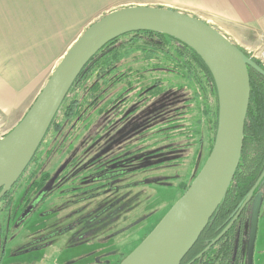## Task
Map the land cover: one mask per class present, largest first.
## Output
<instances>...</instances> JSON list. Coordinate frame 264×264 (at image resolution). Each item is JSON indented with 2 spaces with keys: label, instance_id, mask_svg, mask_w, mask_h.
<instances>
[{
  "label": "water",
  "instance_id": "water-1",
  "mask_svg": "<svg viewBox=\"0 0 264 264\" xmlns=\"http://www.w3.org/2000/svg\"><path fill=\"white\" fill-rule=\"evenodd\" d=\"M133 32L166 35L193 50L208 68L216 89L217 127L206 161L153 230L119 263L181 264L223 201L238 167L250 99L248 70L264 79V69L242 50L212 26L188 14L156 7H127L109 12L88 26L55 66L23 118L0 139V199L26 170L90 59L109 42ZM263 177L264 172L259 180ZM254 230L248 264L252 262Z\"/></svg>",
  "mask_w": 264,
  "mask_h": 264
},
{
  "label": "rangeland",
  "instance_id": "rangeland-1",
  "mask_svg": "<svg viewBox=\"0 0 264 264\" xmlns=\"http://www.w3.org/2000/svg\"><path fill=\"white\" fill-rule=\"evenodd\" d=\"M258 47V50L254 52L242 51L264 66V43L258 45ZM143 67L147 68L144 63L134 66L135 69ZM149 73L150 70L147 69L143 75ZM156 75H159V73ZM137 77L135 76L133 79L140 81L136 80ZM166 77L168 78L164 79ZM160 79L162 84L165 80L166 85L181 82L178 80V82H175L171 75L162 76ZM168 79L172 82L169 83ZM185 85L188 86V84ZM204 85L202 83L200 86L203 87ZM164 89L162 87L159 90L162 96L160 99H154V107L176 108L177 104H173L172 101H177L176 96L179 98V95L183 92L172 91L171 94H168ZM132 93L130 92V94ZM197 99L198 108H200L201 98L198 97ZM159 100L165 102V104L159 105ZM212 104L214 105V102ZM128 108L131 110L130 107ZM170 113L171 111L167 112L166 116ZM21 114L15 113L6 116L0 113V137L6 135L22 119ZM141 114V111H137L132 119L130 118L124 123L118 122L116 131H113L115 128L113 127L108 131V134L102 135L100 133L98 148H104L113 137L118 139L123 137L120 135L121 128L123 126L130 127L129 122L133 123L132 120ZM194 115L195 113L180 116L182 118L179 121H183L184 118L191 121ZM165 118L167 119L168 116ZM198 119L201 120V124L198 123L199 129L195 137H190V134L184 136L186 130L182 132L184 138H180L178 141V147L182 146L183 149L181 153L173 149L174 153L169 152L171 150L165 153V149L159 151L165 147V144H162L168 139L166 138L167 133L160 131L155 125L116 143L115 146L117 145L116 147L133 156V160H131L132 163L130 162V170L124 177L127 180H116L112 183V187L115 188L112 195L105 191L106 187L92 192L87 190L81 194H79L80 191L85 189L76 191L68 189L67 194H59L58 191L64 190V185H62L54 189V195L51 194L41 204L40 212L36 211V213L28 216L25 225L19 228L16 226L20 209L18 194L22 196V194L28 192L27 194L32 197L31 188L34 186L30 187L29 185L26 190L18 189V197L16 196L13 211L10 214L8 213L14 227L9 230L11 232L15 231V233L8 239V248L1 264H116L115 257L118 258L117 263H119L153 230L183 194L170 191V187L175 186L179 181L182 182L181 186H189L193 177L206 161L212 135L209 133L210 130L206 131V112H200ZM99 121L104 120L100 119ZM93 133L91 132V135ZM52 138L51 134L47 136L34 162L36 164L33 163V166H31V171H33L37 164H41L42 167L40 166L39 173L36 175L37 178L58 176L62 171L63 167L61 165L65 160L75 159L79 161L84 153H87V156L90 157L98 151L94 148L93 151L84 152L82 150L84 141L78 139L79 144H73L74 149L77 150L73 154V151L68 147L69 144L64 143L61 145L60 143L63 142L61 138L54 142ZM195 139L198 140L197 154L193 153L196 146L193 141ZM101 144L102 146H100ZM158 145L162 146L158 147ZM48 147L52 149L49 152L50 154L47 151ZM156 151L155 155L157 156H149L150 153ZM78 154L79 156H77ZM140 155L145 156V158L140 159ZM54 170L59 171L54 172ZM154 178L167 179L168 182L172 183V186L165 183V186H170L165 187L159 184L160 182L158 183L159 180H153ZM25 181L22 180L20 184H24ZM47 190L48 187L44 186L40 192ZM115 190L118 191L116 195ZM113 204H115L114 207H112ZM38 230L41 231V238L37 239L39 245L35 246L33 243L37 242L30 240L31 232H38ZM43 238L45 239L42 242L38 241ZM21 248H24L23 252H19Z\"/></svg>",
  "mask_w": 264,
  "mask_h": 264
},
{
  "label": "trees",
  "instance_id": "trees-1",
  "mask_svg": "<svg viewBox=\"0 0 264 264\" xmlns=\"http://www.w3.org/2000/svg\"><path fill=\"white\" fill-rule=\"evenodd\" d=\"M252 60L264 69L258 60L254 58ZM141 63H144L147 68H134ZM147 69L150 70V73L143 75ZM157 73L159 75H156ZM248 74L250 99L243 133V155L240 156L239 166L233 180L216 211L227 201L230 189L235 186V180L238 185L243 187L249 183V180L257 178L260 172L258 168L264 157V79L250 69ZM165 75H171L175 82L181 81L182 83L162 84L160 78ZM135 76H138L136 80L140 81H135L133 79ZM168 80L169 83L172 82L170 79ZM202 83L205 84L203 87L200 86ZM162 87L168 94H171L172 91L183 92V94L179 95V98L176 96L177 101H172H176L174 104H177L172 115H167V119L165 118L167 116L155 118L145 128L147 130L155 125L160 131L167 133L168 140L165 141L167 145L159 151L173 149L176 146L177 134L180 132L182 134L184 130L191 131L192 136H195L197 134L196 125L199 127L198 123L201 124L198 115L203 111L207 116L205 127L211 131L209 133L212 135L208 151L210 153L216 133L218 106L215 85L208 68L193 50L169 36L152 32H133L109 42L90 59L68 91L42 143L19 180H30V177L33 178L36 174H33L34 170L31 171V166L36 161L39 150L49 134L53 136V142L61 138L63 141L60 143L61 145L69 144L68 147L71 151L76 150L73 144H79L78 139L84 141L82 147L84 152L93 151L94 148L98 150L100 133L108 134V131L118 122L124 123L130 118L132 119L137 111L143 113L148 109L150 112L155 109L154 99L161 98L159 90ZM130 92L133 93L130 94ZM198 97L201 98L200 108L197 104ZM160 102L161 100H159ZM190 113H195L191 121H185V118L183 121H179L177 118ZM100 119L104 121L101 122ZM186 123L188 124L186 125ZM176 130L177 132H175ZM91 132L94 133L91 135ZM194 144H198V140H195ZM47 151L49 153L52 149L48 147ZM156 153L157 151L150 153L149 156ZM249 158H252L255 163L252 162V165H249ZM38 186L40 188L42 184ZM186 186H183V193L188 188ZM20 187L17 181L10 191L0 199V264L5 255L7 232L10 235L9 229L13 227L11 216L9 217L8 213L13 211ZM30 187H32L31 184ZM33 189L34 187H32ZM33 192L35 193V189ZM27 196L29 195L27 194ZM25 198L29 197L25 196ZM210 221L181 264H210L215 248L208 250L199 259L190 263L204 248L201 241L209 237L207 228ZM220 253L221 263L225 258L231 256L227 246Z\"/></svg>",
  "mask_w": 264,
  "mask_h": 264
},
{
  "label": "crops",
  "instance_id": "crops-1",
  "mask_svg": "<svg viewBox=\"0 0 264 264\" xmlns=\"http://www.w3.org/2000/svg\"><path fill=\"white\" fill-rule=\"evenodd\" d=\"M138 6L193 16L245 52L264 43V0H0V113L23 118L88 26L109 12Z\"/></svg>",
  "mask_w": 264,
  "mask_h": 264
},
{
  "label": "flooded vegetation",
  "instance_id": "flooded-vegetation-1",
  "mask_svg": "<svg viewBox=\"0 0 264 264\" xmlns=\"http://www.w3.org/2000/svg\"><path fill=\"white\" fill-rule=\"evenodd\" d=\"M163 84H165V82ZM175 102H173V104ZM162 104L164 105L165 102L159 103V105ZM176 108L168 109V107L166 106H164L163 108L162 106H157L152 110L154 111L153 113H151L152 111H149L150 109L146 110L141 115L134 118L132 120L133 123H131V121L129 122L130 127L123 126L121 128L120 135L123 137H120L119 139L113 137V139H110V141L104 148H98V151L93 156L89 157L87 156V153L81 152L84 154L79 161L75 159L70 161L65 160L61 165V167L63 168L58 176L55 175L54 177L49 176L37 178V176L35 175L39 173L40 163L37 164L33 172V174H36L33 178L30 177V180L26 179L25 183L22 185L20 184L22 180H18V184L21 186L20 189L26 190V188H28V186L31 184L35 187V193L32 192L33 190L31 191L32 197L27 196V192L26 194H22V196L18 194L19 197H17L20 199V209L16 226H18L19 228L23 227L27 221L28 216L36 213V211L40 212L39 210L41 204H43V202L48 199L51 194L54 195V189L61 187L62 185H64V190L58 191L59 194H67L68 189H70L71 191L85 189L84 191H80L79 194H81L83 192L85 193L87 190L89 192H92L94 190L106 187L105 191L108 194L110 193L112 195L115 189L114 187H112V183L116 180H127L124 177L125 174L130 170V166L132 163L131 160H133V156L121 150V148L116 147L117 145L115 146V144L121 140H126L137 132L144 131L146 126H148L150 122H152L155 118H160V116L162 115L165 117L167 112L171 111L172 113L174 110H176ZM171 113L170 115H172ZM173 116H175V114H173ZM178 117V119L182 118L180 116ZM116 127L117 126H115L113 131H116ZM182 137L183 133L181 134L180 132L179 136L176 138V146L173 148V150L179 153L183 152L182 146L178 147V139ZM100 146H102V144ZM173 150L171 149V151L169 152L174 153L175 151ZM167 151L168 150H166L165 153H168ZM197 151L198 150L193 149V153L197 154ZM241 155H243V144ZM77 156H79V154ZM140 156V159L145 158V156ZM248 160L250 161L249 165H252V162L255 163L252 158H249ZM56 171L58 172L59 170H54V172ZM258 171L260 172L257 178L255 180H249V183L246 186L242 187L241 185H238L237 180L234 181L235 186L230 189V194L227 201L224 202V204L218 209V211L213 214V216L211 217L212 219H210L211 221L209 220L210 224L207 228L209 237L201 241L204 248L195 256V258L190 263H193L195 260L199 259L204 253L199 257L198 255L201 254L211 244V242L215 240L228 226H230L228 230L208 249L211 250L215 248L210 264H248L247 258L253 229L255 230L253 246L251 247V264H264V177L259 180L262 173L264 172V157L262 159L260 167L258 168ZM153 180H159L158 183L160 182L159 184L163 186H165V183H168L169 185L171 184L170 186H172V183L168 182L167 179L154 178ZM39 184H42L40 188L38 186ZM180 184H182L181 181H179L178 184L173 187H170L168 185L165 187H170L169 190L175 192L176 194H182L183 186H181ZM36 186H38V188H36ZM44 186H47L48 190L40 192V190L43 189ZM116 192L118 193V191L115 190V195ZM25 196L29 198H25ZM25 200L29 201L25 202ZM114 206L115 204H113L112 207ZM255 216L256 222L254 223ZM12 232L10 235L7 232L6 235L7 240L5 241V254L8 248V239H10V236L13 235ZM40 232V230H38V232H31L32 235L30 240H32V242H37V239L41 238ZM44 239L45 238L39 239L38 241L42 242ZM33 245L38 246L39 243H33ZM226 246L227 250L230 249L231 256L230 258H225L223 260V263H221L222 258L220 257V252L226 249ZM25 249L27 250L28 248ZM23 251L24 248H21L19 252ZM12 252L13 250L11 251V253ZM117 259L118 258L115 257V262L116 264H119L120 262L117 263Z\"/></svg>",
  "mask_w": 264,
  "mask_h": 264
},
{
  "label": "built area",
  "instance_id": "built-area-1",
  "mask_svg": "<svg viewBox=\"0 0 264 264\" xmlns=\"http://www.w3.org/2000/svg\"><path fill=\"white\" fill-rule=\"evenodd\" d=\"M3 137H4V136H1L0 139L3 138Z\"/></svg>",
  "mask_w": 264,
  "mask_h": 264
}]
</instances>
